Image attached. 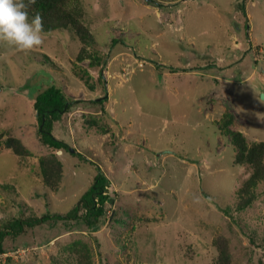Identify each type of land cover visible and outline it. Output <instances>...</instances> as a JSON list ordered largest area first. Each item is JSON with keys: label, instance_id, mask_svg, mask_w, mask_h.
Listing matches in <instances>:
<instances>
[{"label": "rangeland", "instance_id": "1", "mask_svg": "<svg viewBox=\"0 0 264 264\" xmlns=\"http://www.w3.org/2000/svg\"><path fill=\"white\" fill-rule=\"evenodd\" d=\"M81 2L99 66L76 61L80 43L64 29L43 33L28 51L0 39V133L32 152L21 158L0 148V224L67 214L100 172L117 191L112 214L97 232L74 219L41 223L30 253L14 254L12 264H51L62 244L81 237L95 246L96 264H215L219 238L230 264H264V186L251 208L236 209L249 172L234 165V147L219 130L229 114L233 130L264 140V0ZM50 85L87 102L56 123L69 152H59L60 190L46 193L39 159L55 150L40 138L33 101ZM94 98L106 101L97 108Z\"/></svg>", "mask_w": 264, "mask_h": 264}, {"label": "trees", "instance_id": "2", "mask_svg": "<svg viewBox=\"0 0 264 264\" xmlns=\"http://www.w3.org/2000/svg\"><path fill=\"white\" fill-rule=\"evenodd\" d=\"M151 1L154 2V0ZM162 6L168 7L169 4ZM172 6L178 10L176 4ZM167 7V10L171 9L170 6L169 8ZM28 11L30 18L36 13L42 16L44 25L43 33H48L56 29H64L79 41L80 49L76 55L77 62H83L89 59L92 66L101 65L103 61L102 56L97 55L91 49L97 41L95 35L86 23V10L81 0H35L34 3L29 4ZM46 59L52 62L51 58L46 57ZM85 73L87 74L86 71ZM75 74L87 86L89 85L92 91L95 90V84L88 83L89 81L85 79V75L79 71H75ZM87 77L90 76L87 74ZM99 81L105 85L103 74H100ZM98 98L90 101L93 107L98 108V106L103 105L106 101L103 98ZM86 102L87 100L72 99L63 88L56 85L48 86L34 98L33 105L39 121L38 133L40 138L46 146L55 150L49 156H43L39 159L38 173L41 176L46 193L48 191L57 192L60 190L65 176V163L60 157L59 152L63 150L69 152V145L54 135L56 123L62 119L65 113L70 112L73 107L85 104ZM96 111L99 112V110ZM87 121L92 126H99V122L96 119H89ZM232 123L233 116L227 114L219 123V130L223 136L229 138L231 145L234 147V165L243 167L249 172L248 177L242 181L236 190L235 207L238 211H243L254 205L260 197L262 191L260 189L261 186H264V140L249 141L244 133L231 128ZM3 146L12 150L21 158L32 155L30 148L26 146L23 140L13 135L6 137V133H0V148ZM73 155H79L81 158L91 161V159L77 150L73 152ZM113 189L114 187L108 177L100 172L95 177L92 186L82 195L78 204L67 214H45L35 217L13 216L9 218L0 224V254L12 253L8 251L16 252L23 250L17 249L19 247H26V250H29L30 253V249L27 247L35 244V241L31 242L30 240L35 235L36 226L49 221L74 219L73 222L85 223L86 229L91 232H97V230L102 228L110 220L112 214L111 208L115 202L111 193L117 192ZM226 208L225 213L230 214L229 207ZM107 214H110L109 217ZM119 221L124 222L123 218L120 220L117 218L112 225L118 227ZM57 238L50 240V242ZM36 243L38 242L36 241ZM215 244L219 251L218 256L215 258V264H230L231 258L227 252L226 243L219 238L215 240ZM61 247V260L59 259V254H51V264H96L95 246L92 242L82 237L64 243ZM12 262L13 256L9 254L3 264H12ZM104 263L116 264V262L109 258L105 259Z\"/></svg>", "mask_w": 264, "mask_h": 264}, {"label": "clouds", "instance_id": "3", "mask_svg": "<svg viewBox=\"0 0 264 264\" xmlns=\"http://www.w3.org/2000/svg\"><path fill=\"white\" fill-rule=\"evenodd\" d=\"M35 0H0V39L20 50H32L43 43V18H30L28 7Z\"/></svg>", "mask_w": 264, "mask_h": 264}, {"label": "built area", "instance_id": "4", "mask_svg": "<svg viewBox=\"0 0 264 264\" xmlns=\"http://www.w3.org/2000/svg\"><path fill=\"white\" fill-rule=\"evenodd\" d=\"M21 252H24V253H29V250H26V249H23V250H18V251H16V252H12V253H3V254H0V257H8L9 256V254L11 255V256H13V257H15V255L14 254H16V255H19V256H21L20 254H21ZM21 258H22V256H21Z\"/></svg>", "mask_w": 264, "mask_h": 264}, {"label": "water", "instance_id": "5", "mask_svg": "<svg viewBox=\"0 0 264 264\" xmlns=\"http://www.w3.org/2000/svg\"><path fill=\"white\" fill-rule=\"evenodd\" d=\"M261 64L262 63L260 62V67H259L260 69H261ZM263 97H264V94H263ZM72 151L75 152L76 150L75 149H72Z\"/></svg>", "mask_w": 264, "mask_h": 264}]
</instances>
